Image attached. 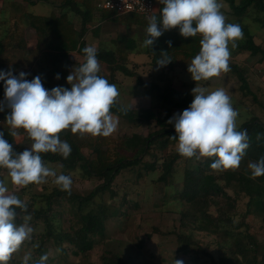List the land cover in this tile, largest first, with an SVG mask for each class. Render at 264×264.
Instances as JSON below:
<instances>
[{"label": "trees", "instance_id": "trees-1", "mask_svg": "<svg viewBox=\"0 0 264 264\" xmlns=\"http://www.w3.org/2000/svg\"><path fill=\"white\" fill-rule=\"evenodd\" d=\"M101 0H61L58 11H51L49 14H37L34 12L24 13L26 23L36 31V50L42 53V61L35 76H40L43 86L51 90L54 87H71L67 82L70 73V65L73 63L70 54L78 53L84 59L83 49L87 47L86 35L89 25L92 24L98 12V3ZM228 4L230 10L227 12L233 17L228 23L239 24L243 30V39L237 41L238 46L230 50L235 56L247 52L251 56H257L258 61L264 60V47L256 42L255 34L249 26L243 22L248 11L252 8L258 12L257 21L264 26V0H223ZM153 15L160 18V9ZM102 18L112 19L114 22H129L143 26L146 30L149 24L148 16L136 13L119 14L115 11L102 9ZM80 18V27L76 26L75 17ZM7 26L15 23L3 22ZM1 24V23H0ZM7 30V31H6ZM0 35V60L5 52L16 46L26 47V41L19 37L18 45L6 40L9 35L6 29ZM12 33H10L11 36ZM147 38V35H146ZM201 36L184 38L180 35L179 29L175 28L163 33L153 44L152 48H144V53L150 58V64L159 67L156 62L162 58V51L167 52L171 62L163 66L162 74L157 79L146 81L136 70V65L131 68L129 54L137 48V41L132 37L120 34L112 47H98L97 59L103 66L108 67V73L100 71L99 75L106 78L109 83L117 84L116 73L120 72L125 76L135 77L136 85L143 88L152 100L159 103L158 106L132 109L128 108L125 114L120 109L125 108L118 100L111 109L114 116L126 120L132 124L147 123L155 129L150 130L146 135L133 133L126 136L113 150L104 144V141L86 139L79 134H72L65 130L60 134V139L71 146V153L67 159L60 154L43 153L44 163H59L63 171L69 172L81 168L83 174L100 180V183L87 194L76 192L71 189V194L61 191L59 187L54 188L48 194L43 195L44 207L34 208L30 202L28 212L23 213L17 209L18 216L32 215L42 219L46 225L45 231L38 237V243L33 239L30 244L35 254H32L29 264H36L39 258L45 254L48 246H60L64 255L72 251L75 255H81L87 259L89 253L95 246L96 237L105 235L107 220L111 216L122 215L117 209L110 211L107 203H98L97 196L110 192L115 196L116 191L113 184L117 176L124 170L137 169L139 176L148 175L151 172L160 170L155 179L159 186H171L174 175L181 162L184 163L182 187L174 195L180 200L179 226L174 229L180 246L194 251L195 256L184 264H264V238L260 240L259 235L250 232L249 216L260 217L264 224V175L253 178L248 165L250 162H257L264 157V120L253 115L244 121L238 130H246L248 134L249 148L243 157L239 168L217 172L212 170L210 165L214 162L212 158H184L177 150H171L170 145L177 140L170 137L175 136L173 124L167 123L175 110H185L190 106L194 97L192 90H185L175 84L174 74L176 70L188 71V64L195 55L199 53ZM167 41L172 42L171 48ZM84 62V60H83ZM82 62V63H83ZM186 65V66H185ZM230 71L240 81V90L245 95H253L245 70L235 61L229 62ZM167 67L168 70L165 68ZM173 73V76L170 73ZM57 74L59 79H56ZM4 81L0 80V95L4 97ZM4 110L0 112V132L13 147L14 151L21 153L28 149L25 143H18L9 134V127L6 124V116L10 109L4 103ZM160 106L165 109V114L160 113ZM22 134L23 130H20ZM260 139H257V135ZM26 135V134H25ZM28 139V138H27ZM30 140V139H29ZM90 148V155H86L84 148ZM161 151H164L161 153ZM0 168V178L2 176ZM163 187V186H162ZM163 197H165L163 195ZM245 197L246 208L241 211L239 198ZM59 199H66L69 202L78 203V215L76 219L70 220L67 224L57 225L56 211L54 204ZM214 206V211L211 207ZM120 212V214H119ZM60 218L62 213L58 212ZM236 216L239 220L236 221ZM240 230L246 227L243 238L236 237L231 229ZM59 228V229H58ZM155 233H163L155 229ZM170 232V233H171ZM226 233L233 238L229 245H225ZM198 234H204L213 238L217 247V255L209 250L210 242L199 238ZM105 264H129L128 259L118 253L107 252L103 255ZM23 259H11L8 264H22ZM48 260L46 264H48ZM92 263V262H91ZM93 264V263H92Z\"/></svg>", "mask_w": 264, "mask_h": 264}, {"label": "clouds", "instance_id": "clouds-1", "mask_svg": "<svg viewBox=\"0 0 264 264\" xmlns=\"http://www.w3.org/2000/svg\"><path fill=\"white\" fill-rule=\"evenodd\" d=\"M163 5L160 18L148 17L145 48L164 32L178 28L184 38L201 36L200 50L188 64V72L196 87L192 89V103L182 113L174 114L167 121L173 124L177 140L176 150L184 158H212L210 167L217 172L239 168L249 138L246 130L237 129L238 111L233 108L231 97L225 89L218 88L209 92L197 82L219 77L230 71L231 49L237 41L243 39V30L239 24L228 23L221 11L218 0H159ZM171 48L172 42L167 41ZM84 62L75 66L67 76L70 89L57 86L51 90L43 86L38 75L31 81L28 75L19 76L11 72H0L4 81V103L10 109L6 116L9 134L19 142L21 131L32 141L31 146L21 153L14 151L12 145L0 132V168L7 170L10 182L16 188H25L30 184H45L48 178L71 194L72 178L59 174L47 167L43 153L60 154L67 159L71 153L68 142L60 139V134L70 130L81 137H108L117 131L118 117L111 109L117 104L119 91L115 84L99 75L101 65L97 59V49L87 46L83 49ZM167 52L156 64L159 67L171 62ZM57 74L56 79H59ZM4 105H0V111ZM125 114L128 108L120 109ZM260 139V135H257ZM253 178L264 175V157L248 165ZM17 209L28 212L25 200L10 192L8 185L0 179V264H8L13 254L32 238L34 229L30 226L31 215H24L23 223L17 225ZM31 254L24 255L22 264H29ZM48 255H42L36 264H46ZM174 264H184L175 260Z\"/></svg>", "mask_w": 264, "mask_h": 264}, {"label": "rangeland", "instance_id": "rangeland-1", "mask_svg": "<svg viewBox=\"0 0 264 264\" xmlns=\"http://www.w3.org/2000/svg\"><path fill=\"white\" fill-rule=\"evenodd\" d=\"M61 0H0V35L8 30L9 35L6 36V40L18 45L19 37H22L24 41H28V46L23 48L25 50L31 49L29 54L26 55L23 69L16 71L15 76H19L20 72H25L31 75L28 67L30 66V54L33 52L30 45L34 44L36 39V32L30 28L26 23L24 13L35 12L39 14H49L51 11H58L59 3ZM159 2V0H156ZM221 3V11L226 16L233 20L227 12L230 10L227 3L223 0H218ZM258 12L255 9H250L243 22L247 24L250 30L255 34L256 42L264 47V26L257 21ZM76 21L77 19L74 18ZM9 21L15 23L14 25L7 26L3 22ZM7 31V30H6ZM134 34V29L130 31ZM140 43L142 42L141 32L136 30ZM143 33L144 30L142 31ZM10 33L11 36H10ZM88 45L93 46V43H97V40L90 34L88 36ZM140 48H143L140 46ZM24 50H13L12 48L7 50V53L3 55L5 58L1 60L2 66H8L15 61L16 52ZM29 51V50H28ZM20 52L19 54L21 55ZM137 53L129 54V64L133 68L136 65V70L146 80L157 79V76L162 74L163 67H156L150 64V58H146V55L139 57ZM2 57V58H3ZM73 54L72 58L74 64L70 69L72 72L75 66H79L83 62V58ZM1 58V59H2ZM237 62L244 70L248 79L251 90L255 93L258 100L253 95H245L240 90V81L238 77L231 71L222 73L219 77H213L207 81L197 82L199 86L205 87L209 92L218 88L226 90L231 97L233 108L238 111L237 127H239L244 121L248 120L251 116L256 115L264 120V60L258 61L257 56H251L249 53H240L237 56L231 51L230 61ZM76 62V63H75ZM186 66V65H185ZM188 66V65H187ZM108 67L103 66L102 72L108 73ZM166 70L167 67L165 68ZM3 72V71H2ZM69 73V74H70ZM170 75L173 76L171 72ZM117 84H115L120 93L119 102L126 107L132 109L147 108L151 106H158L159 103L152 100L151 97L145 92V90L136 85L135 77L125 76L124 74L116 73ZM175 84L185 90H192L196 87V82L192 80L191 74L182 69L176 70L174 74ZM158 104V105H157ZM183 110H175L174 114L182 113ZM160 113L165 114V109L160 106ZM119 125L116 132L108 137L97 136L93 137L85 135L86 139H96L104 141V144L110 146L115 150L117 145L126 137L133 133H141L146 135L150 130L155 129V124L152 126L147 123L132 124L124 119L119 118ZM22 138L18 143H25L26 148L31 146L32 141L27 139L25 134L21 133ZM176 143L170 145L171 150H176ZM84 151L86 155H90V148L85 147ZM164 151H161L163 153ZM47 167L56 171L57 175L64 174L69 175L72 178V190L80 193L87 194L93 188H95L100 180L94 177H88L83 174L82 169L79 167L73 171L64 172L62 166L59 163H44ZM184 163L181 162L177 167L174 175V183L171 186H159L154 181L160 173V170L151 172L148 175L139 176L137 169H128L122 171L116 178L113 184V189L116 191L115 196H112L110 192H106L102 196L96 197V202L107 203L110 205V211L117 209L122 211V215L111 216L107 220L106 231L104 236L96 237V243L92 251L88 255V259L93 264H105L103 255L107 252L118 253L124 258L128 259L129 264H174V261L179 259L183 261H190L194 258V251L185 249L180 246L175 234H173L175 228L179 226L180 208L182 206L180 200L176 199L174 195L182 187ZM2 180L8 185L10 192L16 194L22 200L30 202L34 208H41L45 206L43 195L48 194L54 188L58 187L53 182V178H48V182L45 184H30L25 188H16L11 184L10 178L7 175V170H2ZM163 195L165 197H163ZM247 198H239V208L244 211L246 208ZM54 210L56 211L57 225H65L70 220L76 219L78 215V203L69 202L66 199L57 198L54 204ZM214 211V206L211 207ZM58 212L62 213V217ZM120 214V212H119ZM24 215L17 216V225L23 223ZM29 221L30 226L34 229L32 238L35 244L38 243V237L41 232L45 231V223L42 219H38L31 215ZM239 216H236L235 220H239ZM247 221L250 223V232L259 235L260 240L264 238V224L260 217L249 216ZM231 231L235 233L236 237L241 236L243 238L246 232V227L243 226L240 230L233 229L228 226ZM59 229V228H58ZM155 229H159L163 233H155ZM171 232V233H170ZM227 235L224 244L229 245L233 238ZM199 238H203L204 241L210 242L209 250L217 255V247L213 243V238L204 236V234H198ZM30 240V241H31ZM30 241H26L20 248V250L13 254L11 259L21 260L24 255L30 253L35 254L33 246ZM45 254L48 255V264H87V259L81 255H75L72 251H69L67 255H64L60 246H48L45 250ZM89 262L88 264H92Z\"/></svg>", "mask_w": 264, "mask_h": 264}, {"label": "crops", "instance_id": "crops-1", "mask_svg": "<svg viewBox=\"0 0 264 264\" xmlns=\"http://www.w3.org/2000/svg\"><path fill=\"white\" fill-rule=\"evenodd\" d=\"M159 8H160V3L158 1H156V12L159 10ZM101 11H103V10L98 9V12L96 13V16H95L92 24L89 25L90 28L88 30L86 37H85L86 42L88 40V36L91 34L92 37L97 40L96 44L93 43V46L96 49L98 47H106V48L112 47L114 44V40H116L120 34H123L125 36L132 37L133 39H136V41H137V44H138L137 48L132 53H137L136 55H139V57H143V55H146L144 53L145 47L143 46V42L146 39L147 31L143 26L137 25L134 23H129V22H119L118 23V22H114L112 19H109V18L108 19L102 18L100 16ZM37 14H39V13H37ZM136 14H138V13H136ZM138 15H140V14H138ZM75 18L77 19L75 21L76 26L79 28L81 20L78 16ZM132 28L134 29V34H132L130 32L132 30ZM136 30L138 32H141L140 33L142 35V42L141 43L138 39V36H136V34H137ZM143 30L145 33L142 32ZM36 45H37V35H36V39H35L34 44L30 45V48H32L33 52L30 54V57H27V59L29 58L31 60L30 66L28 67V69L31 70L30 71L31 75H30V77H29V74L26 76V79L29 81H31L33 78L36 77L35 75L39 69V63H40V61H42V53L36 50ZM87 45H88V42H87ZM27 46H28V43H27ZM140 46L143 48H140ZM13 50H24V51L16 52V55L14 57L15 58L14 63L8 64V66L3 67L1 60H3L5 58V56H4L0 60V72H2V71L5 73L11 72L12 74H15L16 71H20V69H23V67H24L23 65L25 63L26 55L29 54L31 49H29V47H28V49L25 50L23 48L16 46L15 48H13ZM20 52H23V53H21V55H20L19 54ZM5 53H7V51ZM73 54H75L77 56L76 57L77 60H79L78 57H81L76 52L71 53L70 59H72V61H73L72 64H74V60L72 58ZM146 58H149V57L147 56ZM72 64L70 65L71 68H72Z\"/></svg>", "mask_w": 264, "mask_h": 264}, {"label": "built area", "instance_id": "built-area-1", "mask_svg": "<svg viewBox=\"0 0 264 264\" xmlns=\"http://www.w3.org/2000/svg\"><path fill=\"white\" fill-rule=\"evenodd\" d=\"M98 8L119 14L138 13L150 17L156 12V0H101ZM3 104L4 97L0 95V105Z\"/></svg>", "mask_w": 264, "mask_h": 264}]
</instances>
